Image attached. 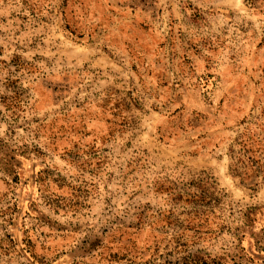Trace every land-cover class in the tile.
<instances>
[{
  "label": "rangeland",
  "instance_id": "1",
  "mask_svg": "<svg viewBox=\"0 0 264 264\" xmlns=\"http://www.w3.org/2000/svg\"><path fill=\"white\" fill-rule=\"evenodd\" d=\"M241 3L0 0V264H264V0Z\"/></svg>",
  "mask_w": 264,
  "mask_h": 264
},
{
  "label": "bare ground",
  "instance_id": "2",
  "mask_svg": "<svg viewBox=\"0 0 264 264\" xmlns=\"http://www.w3.org/2000/svg\"><path fill=\"white\" fill-rule=\"evenodd\" d=\"M231 1V4L234 5L235 7H239L241 10H242V3H241V0H230ZM80 48V47H78ZM223 172L225 173V166H224V163H222L220 165V168H219V174L220 175H223ZM227 182V178H224V181L223 183L226 184Z\"/></svg>",
  "mask_w": 264,
  "mask_h": 264
},
{
  "label": "trees",
  "instance_id": "3",
  "mask_svg": "<svg viewBox=\"0 0 264 264\" xmlns=\"http://www.w3.org/2000/svg\"><path fill=\"white\" fill-rule=\"evenodd\" d=\"M207 86H210L211 84H212V82L211 81H206V83H205ZM227 100V96L225 95V96H223L222 97V99H221V101H224V103H225V101ZM256 134V137H258V135H257V133H255ZM224 139V138H223ZM218 142V144H216V145H219L220 146V144H221V142H223V140H221V141H217ZM195 153H201V151L200 150H196V151H194Z\"/></svg>",
  "mask_w": 264,
  "mask_h": 264
}]
</instances>
